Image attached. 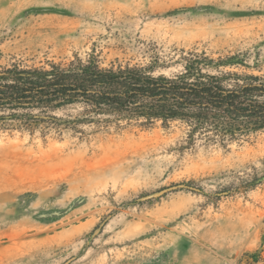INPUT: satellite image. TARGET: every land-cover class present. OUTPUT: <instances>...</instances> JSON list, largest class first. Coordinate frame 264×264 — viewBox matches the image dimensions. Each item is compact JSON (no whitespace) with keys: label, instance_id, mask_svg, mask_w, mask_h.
Here are the masks:
<instances>
[{"label":"rangeland","instance_id":"1","mask_svg":"<svg viewBox=\"0 0 264 264\" xmlns=\"http://www.w3.org/2000/svg\"><path fill=\"white\" fill-rule=\"evenodd\" d=\"M192 51L264 79V0H0V66L94 52L169 75ZM81 130L0 128V264H264V132Z\"/></svg>","mask_w":264,"mask_h":264},{"label":"trees","instance_id":"2","mask_svg":"<svg viewBox=\"0 0 264 264\" xmlns=\"http://www.w3.org/2000/svg\"><path fill=\"white\" fill-rule=\"evenodd\" d=\"M179 63L166 75L154 63L103 65L94 52L39 64L12 59L0 66V128L82 135L83 127L179 123L188 147L197 140L226 147L264 132L263 78L230 70L232 57L205 52H188Z\"/></svg>","mask_w":264,"mask_h":264},{"label":"water","instance_id":"3","mask_svg":"<svg viewBox=\"0 0 264 264\" xmlns=\"http://www.w3.org/2000/svg\"><path fill=\"white\" fill-rule=\"evenodd\" d=\"M154 195H156V194H154Z\"/></svg>","mask_w":264,"mask_h":264}]
</instances>
